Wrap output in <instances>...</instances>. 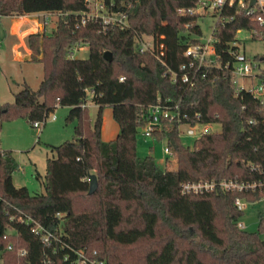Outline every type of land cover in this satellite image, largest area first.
Returning a JSON list of instances; mask_svg holds the SVG:
<instances>
[{
	"label": "trees",
	"instance_id": "trees-1",
	"mask_svg": "<svg viewBox=\"0 0 264 264\" xmlns=\"http://www.w3.org/2000/svg\"><path fill=\"white\" fill-rule=\"evenodd\" d=\"M111 1L116 10L132 5L129 29H105L97 22L82 25L86 0H0V18L65 14L49 35L29 36L33 61L43 66V80L37 90L25 84L12 104H0V125L25 119L34 127L58 106L70 108L68 123L77 122L73 141L51 146L54 157L48 160L43 194L15 185L19 163L11 151L0 149V264H65V256L72 254L68 246L97 251L107 264H264V214L259 213V231L249 232L239 227L246 212L235 205L238 197L252 205L264 202V192L182 193V185L189 182L264 180L260 99L248 92L237 96L235 76L222 69H202L193 88L173 82V72L187 61L184 51L203 34L199 16L182 17L178 10L194 7L197 0L107 3ZM224 14L234 20L217 33L223 65L235 60L228 48L238 31L259 29L233 9ZM139 35L163 41L167 66L140 53ZM79 46L88 47V58L73 57ZM106 52L113 61L105 59ZM90 92L99 108L93 124L86 106ZM159 99L179 105L180 114L163 120L153 135L173 153L164 168L154 157L137 153V137ZM107 107L120 127L110 142L102 139ZM197 122L220 124L221 131L187 146L180 126ZM90 174L99 182L92 195ZM20 218L39 223L52 234L50 242L32 231L34 223ZM20 250L26 255L20 256Z\"/></svg>",
	"mask_w": 264,
	"mask_h": 264
},
{
	"label": "built area",
	"instance_id": "built-area-1",
	"mask_svg": "<svg viewBox=\"0 0 264 264\" xmlns=\"http://www.w3.org/2000/svg\"><path fill=\"white\" fill-rule=\"evenodd\" d=\"M88 5V11L81 14V24L86 25L88 22L100 23L103 28L109 27L118 28L122 31L130 28V16L129 9L132 5L124 6L122 10H116V4L111 1L107 3V0H86ZM234 10L237 14H244L248 16L251 21L259 26L258 28H244L238 31L236 40L229 44V53L234 56L233 64L219 62L221 55L218 53L216 44L218 43L217 33L222 25L234 20V16H226L224 13L227 10ZM178 14L182 17L197 15L200 19L209 16L213 19V31L209 38H204V33L198 38L199 43L190 44L184 51L183 55L187 61L180 66L179 71L173 72L172 80L174 83H180L188 88H193L196 85L202 69H222L224 71H230L235 76L234 85L235 92L240 95L243 92L253 94L256 98L260 99L261 104L264 106V54L248 56L245 53L247 42H261L264 44V0H256V3L252 5V0H197L194 7L180 8ZM39 18L44 25L56 23V26L60 23L61 19L65 16L64 13L56 12H40L33 14ZM67 16V14H66ZM244 33L245 37L240 38V34ZM138 43V49L140 53H149L163 65L167 66L163 58L167 56V47L155 35H143L136 36ZM125 78L121 77L120 81H124ZM159 103L150 107L151 119L149 124L142 128V134L146 138H152L154 133L161 130L163 120H175L180 116L179 105H171L169 100H158ZM200 118V115H198ZM187 119V116H184ZM54 119H56L54 117ZM46 122H36L35 128L40 129ZM220 124L209 123L202 124L197 122L195 125L183 124L180 126L181 136H186L198 140L204 136L218 133L216 129ZM182 127H185L182 130ZM165 154L168 157H173V153L169 148H165ZM217 190H223L226 192H264V180L255 182H245L233 179H225L222 181L210 180L189 182L182 185L183 194H209L216 192ZM0 197V202H1ZM251 204L246 200L238 197L235 201V205L238 210L245 212L247 205ZM14 219L13 217L11 218ZM21 222L25 220L20 218ZM27 224L34 223L32 231L38 235L42 234V240L45 243H49L52 234L45 231L44 228L29 218L25 221ZM239 227L243 230L246 229L244 223H240ZM72 254H67L64 258L65 264H107V261L100 259L97 251H91L88 249L75 250L68 246ZM12 249V246L9 247ZM20 256H25L26 251L20 250Z\"/></svg>",
	"mask_w": 264,
	"mask_h": 264
},
{
	"label": "rangeland",
	"instance_id": "rangeland-1",
	"mask_svg": "<svg viewBox=\"0 0 264 264\" xmlns=\"http://www.w3.org/2000/svg\"><path fill=\"white\" fill-rule=\"evenodd\" d=\"M204 38L210 37L213 31L214 21L206 16L199 21ZM245 37L244 33L240 38ZM20 41L11 36L9 25L0 20V104H12L14 94L18 91V84L27 82L32 89L37 90L40 86L43 71L40 67L25 62L24 59L16 57L14 46ZM28 44V39H26ZM23 52V51H22ZM245 53L248 56L263 55L264 44L261 42H247ZM23 54H25L23 52ZM89 56V49L86 46L77 47L74 50V58L85 59ZM18 93V92H17ZM92 93L88 96V115L92 124L96 121L99 108L93 103ZM69 107L58 106L46 119V124L40 129L32 127L27 120L18 119L3 121L0 125V149L11 151L19 163L18 170L13 174V180L17 187H27L31 194L45 193L44 182L46 181L48 160L53 159L51 146H60L65 142L73 141L77 122H67ZM54 117L56 119H54ZM104 129L102 139L114 141V132L119 125L113 118L112 108L107 107L103 114ZM185 127H182L184 130ZM218 131L221 130L217 126ZM141 131L137 137V153L141 158L152 156L160 167L166 165L167 155L165 154L166 143L158 142L153 137L146 138ZM185 145L192 147L195 139L182 136ZM173 158V157H172ZM176 161L170 164L173 168ZM246 215L241 220L247 231H259V213L264 214V202L252 205L248 204Z\"/></svg>",
	"mask_w": 264,
	"mask_h": 264
},
{
	"label": "crops",
	"instance_id": "crops-1",
	"mask_svg": "<svg viewBox=\"0 0 264 264\" xmlns=\"http://www.w3.org/2000/svg\"><path fill=\"white\" fill-rule=\"evenodd\" d=\"M0 20L6 25H9L10 35L17 38L20 41L14 46L16 57L21 60L24 59L25 62L28 64L40 67L43 71L42 75L44 76L43 66L41 63L33 61L32 51L29 47V43L28 44L26 43V39H29V36L32 34L47 33L49 35L56 28V23L54 22L52 24L44 25L42 21L33 14L24 15V16L3 17V18H0ZM22 51L25 54H23ZM43 76H42L41 82L43 80ZM25 84H28V83L23 82L22 84H18L19 88L17 92L21 91V89L23 88ZM15 94H14V100H15ZM103 129H104V126L102 128V133H103ZM119 132H120V127H118V129L114 132V137H116V139H117ZM107 142H110V141H107Z\"/></svg>",
	"mask_w": 264,
	"mask_h": 264
},
{
	"label": "water",
	"instance_id": "water-1",
	"mask_svg": "<svg viewBox=\"0 0 264 264\" xmlns=\"http://www.w3.org/2000/svg\"><path fill=\"white\" fill-rule=\"evenodd\" d=\"M255 3H256V0H252V5H254ZM104 57L108 61H113V55L111 52H106ZM88 181L90 184L89 194L92 195L98 190V187H99L98 178L95 174H90Z\"/></svg>",
	"mask_w": 264,
	"mask_h": 264
}]
</instances>
